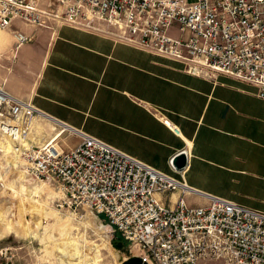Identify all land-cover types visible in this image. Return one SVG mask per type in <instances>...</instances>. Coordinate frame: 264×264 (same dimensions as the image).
Wrapping results in <instances>:
<instances>
[{
  "label": "built area",
  "instance_id": "built-area-1",
  "mask_svg": "<svg viewBox=\"0 0 264 264\" xmlns=\"http://www.w3.org/2000/svg\"><path fill=\"white\" fill-rule=\"evenodd\" d=\"M71 26L178 62L193 76L231 77L264 101V0H0V29ZM15 49L34 36L14 32ZM3 56L0 54V68ZM46 117L0 82V137L37 182L63 192V206L105 218L115 239L146 264H264V213L218 197L190 205L177 179L81 131L54 123L61 138L37 144L35 119ZM81 142L68 150L64 135ZM27 145L25 144V142ZM182 151L180 153H185ZM174 159L172 167L175 169ZM177 199L165 203L161 194Z\"/></svg>",
  "mask_w": 264,
  "mask_h": 264
},
{
  "label": "crops",
  "instance_id": "crops-1",
  "mask_svg": "<svg viewBox=\"0 0 264 264\" xmlns=\"http://www.w3.org/2000/svg\"><path fill=\"white\" fill-rule=\"evenodd\" d=\"M18 23L0 29V82L57 121L35 120L34 142L53 140L59 123L161 173L183 175L196 191L185 197L190 205L206 206L212 196L264 213V101L256 87L190 75L178 62L93 31ZM15 31L33 42L15 49ZM65 137L64 150L81 142ZM182 151L185 168L174 160V169ZM178 196L159 197L169 203Z\"/></svg>",
  "mask_w": 264,
  "mask_h": 264
},
{
  "label": "rangeland",
  "instance_id": "rangeland-1",
  "mask_svg": "<svg viewBox=\"0 0 264 264\" xmlns=\"http://www.w3.org/2000/svg\"><path fill=\"white\" fill-rule=\"evenodd\" d=\"M7 145L0 139V264H122L136 253L127 243L115 248L112 230L107 227L112 238L103 233L90 210L63 206L61 193L34 181ZM63 222L68 228L62 235Z\"/></svg>",
  "mask_w": 264,
  "mask_h": 264
},
{
  "label": "bare ground",
  "instance_id": "bare-ground-1",
  "mask_svg": "<svg viewBox=\"0 0 264 264\" xmlns=\"http://www.w3.org/2000/svg\"><path fill=\"white\" fill-rule=\"evenodd\" d=\"M3 31H8V30H3ZM14 54H15V52H14ZM38 119H43V120H45L44 118H38ZM35 120H37V119H35ZM61 136V133H60V131L58 132V136H56L53 140H55V142H56V140L58 139V137H60ZM0 139L1 140H3V141H5L8 145H10L11 146V150H12V153L15 155V156H17V157H19L20 159H21V161H23V163H25V160L23 159V158H21L20 157V155L16 152H14V147H13V144L9 141V140H7V139H3V138H1L0 137ZM25 142V144L27 145V143H26V141H24ZM6 146V147H9V146ZM8 149V148H7ZM30 175V174H29ZM31 176V175H30ZM31 178L33 179V177L31 176ZM34 181H36L35 179H33ZM39 183H44V184H46V185H49V186H51L52 188H54V189H56L53 185H50V184H48V183H45V182H39ZM58 190V189H57ZM59 191V193H61V195H62V197H63V192L61 191V190H58ZM62 197H61V199H62ZM86 209H88V208H86ZM88 210H90V209H88ZM91 212H93L92 210H90ZM94 214H96L95 212H93ZM97 215V214H96ZM96 219V218H95ZM97 221V222H96ZM100 221H103V220H101V218H99L98 217V215H97V219L95 220V222H96V224H97V226H98V228L103 232V233H105L106 235H108L109 234V237H111L112 236V234L110 233V232H108L109 230H108V228L107 227H109L110 228V230H112L111 229V227L108 225V226H106L105 224H103V223H101ZM55 225H56V223H55ZM60 228V230H61V233L60 234H64V231H65V229L67 230V228H68V223H65V222H63L62 224H60V226H59ZM57 228H58V224H57ZM60 232V231H59ZM108 232V233H107ZM111 234V235H110ZM50 238V237H49ZM112 238V237H111ZM110 238V239H111ZM109 239V240H110ZM125 261H127V260H125ZM124 261V262H125ZM123 261H122V264L124 263Z\"/></svg>",
  "mask_w": 264,
  "mask_h": 264
},
{
  "label": "water",
  "instance_id": "water-1",
  "mask_svg": "<svg viewBox=\"0 0 264 264\" xmlns=\"http://www.w3.org/2000/svg\"><path fill=\"white\" fill-rule=\"evenodd\" d=\"M175 162L177 165H179L181 168H185V155L184 153H180L176 159H175ZM113 243V246L117 249H120V250H123L126 248V245L124 243L123 240H120V239H116V240H113L112 241ZM123 264H146L142 261L141 258L139 257H135V256H131L129 257V259L127 261H125Z\"/></svg>",
  "mask_w": 264,
  "mask_h": 264
},
{
  "label": "trees",
  "instance_id": "trees-1",
  "mask_svg": "<svg viewBox=\"0 0 264 264\" xmlns=\"http://www.w3.org/2000/svg\"><path fill=\"white\" fill-rule=\"evenodd\" d=\"M103 218V217H102ZM117 239H120V238H117ZM120 240H122V239H120ZM124 243H126V242H124Z\"/></svg>",
  "mask_w": 264,
  "mask_h": 264
}]
</instances>
